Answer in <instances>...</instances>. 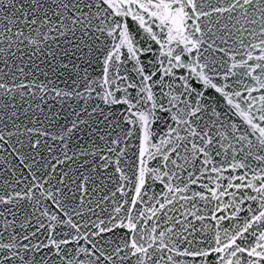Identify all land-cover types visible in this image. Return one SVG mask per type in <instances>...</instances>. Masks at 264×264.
Masks as SVG:
<instances>
[{"label":"snow or ice","instance_id":"snow-or-ice-1","mask_svg":"<svg viewBox=\"0 0 264 264\" xmlns=\"http://www.w3.org/2000/svg\"><path fill=\"white\" fill-rule=\"evenodd\" d=\"M0 264H264V0H0Z\"/></svg>","mask_w":264,"mask_h":264}]
</instances>
